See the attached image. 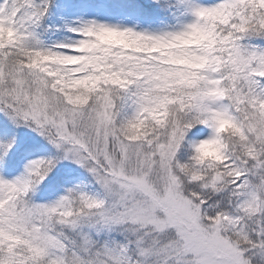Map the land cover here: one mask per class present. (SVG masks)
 <instances>
[{"label":"snow or ice","instance_id":"snow-or-ice-1","mask_svg":"<svg viewBox=\"0 0 264 264\" xmlns=\"http://www.w3.org/2000/svg\"><path fill=\"white\" fill-rule=\"evenodd\" d=\"M48 2L0 0V112L54 149L0 176V264H264V0L46 46ZM62 161L85 176L49 184Z\"/></svg>","mask_w":264,"mask_h":264},{"label":"rangeland","instance_id":"rangeland-1","mask_svg":"<svg viewBox=\"0 0 264 264\" xmlns=\"http://www.w3.org/2000/svg\"><path fill=\"white\" fill-rule=\"evenodd\" d=\"M107 2L109 0H49L46 14L38 22L41 25L39 27L35 25L34 31L40 40L43 41L44 39L42 38H45L46 41L48 34L57 31L61 26L73 33L70 31L71 27L78 26L81 21L92 19L122 27H132L139 31L162 32L176 30L194 20V16L190 10L193 3L207 5L216 3L217 0H120L110 9L104 6ZM146 4H151L156 9L162 7V17L154 18L148 16L145 12ZM45 24L49 26H45ZM41 29H45L46 33ZM242 43L264 47V36L249 35L243 39ZM0 116H2L7 129H9L8 140L13 137L15 138L12 149L3 158L10 157L13 151L18 148L19 143L26 141L42 142L47 146L50 153L54 151L47 140L33 129L23 124L20 126L12 124L3 112H0ZM195 136V130L190 131V138H194ZM40 155H43L40 149L23 154L16 167L11 166L9 169H2L0 167V176L12 179L24 170V164L28 160ZM67 167H71L72 174L81 169L70 161H62L53 174L63 168L66 170L68 169ZM45 196L51 197V193H47V195H43L41 198Z\"/></svg>","mask_w":264,"mask_h":264},{"label":"trees","instance_id":"trees-1","mask_svg":"<svg viewBox=\"0 0 264 264\" xmlns=\"http://www.w3.org/2000/svg\"><path fill=\"white\" fill-rule=\"evenodd\" d=\"M118 1L119 0H113V5L117 4ZM145 11L147 12V14L149 16H153L155 18L162 17V12H161L162 7L156 9L153 5L146 4V10ZM39 25H41V24H38L36 26L39 27ZM45 26H49V25L45 24ZM41 30H43L44 33H46L45 29H41ZM78 38L79 37L76 34L65 30L61 26L58 28L57 31L50 32V34H48V36H47L46 41H45V38H42L44 40L43 41L41 40V41L43 42L44 45L50 46V45H54V44L59 43V42L69 43V42H72L73 40L78 39ZM188 135L190 137V132ZM7 136H9V129H7V126L4 123L2 116H0V140H5V141L8 140ZM17 147L18 148L15 151H13V154L11 156L9 155L10 157L0 158V167L2 169L3 168L9 169L11 166L16 167V165L19 164L18 163L19 159H20L21 155H23V153H29L32 151L34 152L37 149H40L43 155H47L50 153L47 146H45L42 142H38V141H26L23 143H19V145ZM188 154L189 153L182 151V153L180 155L186 157ZM67 168L68 169H66V170H64V168H63V169L57 171V173L55 172V174L51 175L48 183L53 184L57 188H59L60 184L68 182L69 179L79 180L85 176L84 170L78 169L76 171V173H74V174L71 173V176L69 177L67 175V173L69 170L71 172V167H67ZM47 193H49V192H47L46 187L45 188H38L36 195L33 194V199L40 200V198L43 195H47Z\"/></svg>","mask_w":264,"mask_h":264},{"label":"clouds","instance_id":"clouds-1","mask_svg":"<svg viewBox=\"0 0 264 264\" xmlns=\"http://www.w3.org/2000/svg\"><path fill=\"white\" fill-rule=\"evenodd\" d=\"M194 39L196 38V36L194 35V37H193ZM211 149H210V147L209 146H207V145H205L203 148H202V151H210Z\"/></svg>","mask_w":264,"mask_h":264}]
</instances>
